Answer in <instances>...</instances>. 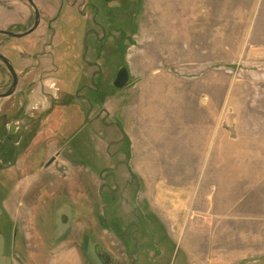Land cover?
I'll return each mask as SVG.
<instances>
[{
    "label": "rangeland",
    "instance_id": "obj_1",
    "mask_svg": "<svg viewBox=\"0 0 264 264\" xmlns=\"http://www.w3.org/2000/svg\"><path fill=\"white\" fill-rule=\"evenodd\" d=\"M34 2L0 35V264H264V0ZM137 114L177 162L136 168Z\"/></svg>",
    "mask_w": 264,
    "mask_h": 264
},
{
    "label": "crops",
    "instance_id": "obj_2",
    "mask_svg": "<svg viewBox=\"0 0 264 264\" xmlns=\"http://www.w3.org/2000/svg\"><path fill=\"white\" fill-rule=\"evenodd\" d=\"M91 49H93V47H91ZM86 58L91 61L92 59H96L97 57H95L94 55L88 54ZM96 67H98L97 64L91 65L92 70ZM144 101L146 102L147 100L144 99L143 102L139 104V108L140 109L142 108V110L146 112L147 109H146V104H144ZM142 116L143 115L139 116V114H137V117L135 119L136 127L133 129L134 131L132 130V128H129V127L127 128V134L132 142V154H133L132 156L134 160H136V165H135L136 168H139L140 170H156L158 168L155 166V162L158 163L159 160H161L160 159L161 156H168L174 162H177L178 161L177 158L179 157L176 158V156L174 155L180 154V153L175 154V152L177 153L179 152L178 148L182 150L183 148L182 146L184 145L183 141L181 145H179V143L177 142V138H176L177 136H175V134L172 137L171 135H169L167 137L168 146L165 145L164 143H162V141L166 138L163 139V137H160L159 134L154 135V134L147 133L146 129L149 127L147 123L148 121L146 120L147 117L143 119ZM138 131L140 132V134L138 133ZM194 139L195 138L193 137L187 143L190 144L191 146H194L195 144ZM169 147L171 148L169 149ZM140 160L144 163V166L142 167L140 166V163H139ZM154 187H157L158 189L157 184H155ZM163 204H165L163 206L164 207L163 210L169 211L171 207L166 202H164Z\"/></svg>",
    "mask_w": 264,
    "mask_h": 264
},
{
    "label": "water",
    "instance_id": "obj_3",
    "mask_svg": "<svg viewBox=\"0 0 264 264\" xmlns=\"http://www.w3.org/2000/svg\"><path fill=\"white\" fill-rule=\"evenodd\" d=\"M28 2L30 3V5L33 7L35 14H36V19H35V23L33 28H31L28 32L26 33H14V32H10V31H0V35H4V36H8L10 38H14V39H22L24 37L30 36L31 34H33L34 32H36L38 30V28L40 27L41 24V16L40 13L37 9V6L34 2V0H28ZM0 60L7 66L9 72L12 75L13 78V84L10 88V90L5 93V94H0V98L4 99V98H8L11 97L12 95L15 94L17 87L19 85V79L18 76L15 72V69L13 68L11 62L0 53ZM131 82V75L130 72L127 68H122L120 70V72L118 73L113 86L118 89V90H124L126 88H128V86L130 85Z\"/></svg>",
    "mask_w": 264,
    "mask_h": 264
},
{
    "label": "flooded vegetation",
    "instance_id": "obj_4",
    "mask_svg": "<svg viewBox=\"0 0 264 264\" xmlns=\"http://www.w3.org/2000/svg\"><path fill=\"white\" fill-rule=\"evenodd\" d=\"M71 6L72 7H75L76 6V4L75 3H72L71 4ZM35 12V11H34ZM35 16H36V14H35ZM41 16V15H40ZM94 23V22H93ZM97 25H99L98 24V22H96V23H94V26L95 27H97ZM98 28H101V25H100V27H98ZM89 34H91L92 36H94L95 37V39H97L98 38V33L97 32H93L92 30L89 32ZM91 50H88V51H86V53L88 52H90ZM94 52H95V54H97L96 52H97V50H94ZM13 79V78H12ZM13 83V82H12Z\"/></svg>",
    "mask_w": 264,
    "mask_h": 264
}]
</instances>
